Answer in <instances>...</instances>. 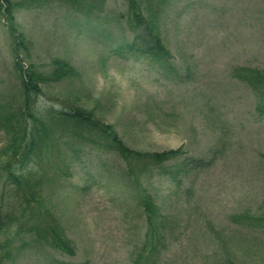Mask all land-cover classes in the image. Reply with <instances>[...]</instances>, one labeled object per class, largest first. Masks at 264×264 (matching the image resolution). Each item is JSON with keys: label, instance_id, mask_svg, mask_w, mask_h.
I'll return each instance as SVG.
<instances>
[{"label": "rangeland", "instance_id": "374dc122", "mask_svg": "<svg viewBox=\"0 0 264 264\" xmlns=\"http://www.w3.org/2000/svg\"><path fill=\"white\" fill-rule=\"evenodd\" d=\"M12 1V16L0 15V211L15 209L3 166L23 103L17 62L48 80L25 115L78 106L131 149L182 153L142 170L137 188L118 153L54 134L33 170L74 254L20 234L7 264H264V110L243 78L264 72V0H152L163 60L143 53L126 0ZM57 62L75 73L54 77ZM144 193L162 240L142 254Z\"/></svg>", "mask_w": 264, "mask_h": 264}, {"label": "trees", "instance_id": "16d2710c", "mask_svg": "<svg viewBox=\"0 0 264 264\" xmlns=\"http://www.w3.org/2000/svg\"><path fill=\"white\" fill-rule=\"evenodd\" d=\"M58 1L65 2L75 9L81 8V0ZM126 1L129 6V22L142 31L143 53L157 59H167L169 51L162 43L160 33L153 22L154 18L148 17L153 1ZM164 1L167 0H161V2ZM16 6L17 4L15 5L12 0H0V15L11 17ZM11 32H15L13 28ZM56 64V69L52 74L54 77L60 78L75 73L69 64L64 62ZM16 68L21 79L23 103L18 109L19 112L14 114L12 120H8L6 126L8 133L14 136V157L12 161L10 160L11 162L3 166V171L7 174L4 185L13 193L15 209L12 212L0 211V264H7L13 259L12 245L20 234L34 235L38 241L48 247L67 254H74L71 241L43 202L42 193L46 177L43 173L40 174L33 170V165L44 146L49 143L54 134L60 133L57 137L58 141L65 138L69 141H79V143L101 145L118 153L126 165L128 179L137 188H141L142 170L161 166L179 157L182 153L181 149L162 152H141L131 149L122 141L112 125L78 106L71 107L69 110L49 108L41 113V117L33 112L25 115L31 106H35L38 95L43 91L42 83L48 80L34 69L20 66L18 62ZM243 78L251 87L260 92L261 110H264V72L249 69ZM13 163L18 165L17 170H14ZM141 203L148 228L141 252L142 254L152 253L162 240V216L158 205L149 193L143 194Z\"/></svg>", "mask_w": 264, "mask_h": 264}]
</instances>
